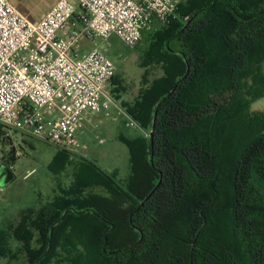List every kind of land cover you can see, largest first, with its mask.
Wrapping results in <instances>:
<instances>
[{
	"label": "trees",
	"instance_id": "16d2710c",
	"mask_svg": "<svg viewBox=\"0 0 264 264\" xmlns=\"http://www.w3.org/2000/svg\"><path fill=\"white\" fill-rule=\"evenodd\" d=\"M177 15L143 33L133 99L114 82L113 101L142 131L120 137L128 181L79 162L68 190L9 225L23 256L0 236V258L264 264V114L249 109L264 98V0H186Z\"/></svg>",
	"mask_w": 264,
	"mask_h": 264
},
{
	"label": "built area",
	"instance_id": "2783aa9c",
	"mask_svg": "<svg viewBox=\"0 0 264 264\" xmlns=\"http://www.w3.org/2000/svg\"><path fill=\"white\" fill-rule=\"evenodd\" d=\"M57 0L31 21L0 0V127L74 156L88 116H112L114 63L82 41L114 35L133 49L154 24L177 19L180 0ZM121 111L117 108L116 115ZM5 135H0V142ZM102 143V141H99Z\"/></svg>",
	"mask_w": 264,
	"mask_h": 264
},
{
	"label": "rangeland",
	"instance_id": "374dc122",
	"mask_svg": "<svg viewBox=\"0 0 264 264\" xmlns=\"http://www.w3.org/2000/svg\"><path fill=\"white\" fill-rule=\"evenodd\" d=\"M57 0H12L17 10L31 21L41 18ZM77 7L75 0H69ZM186 0H180L184 4ZM164 26L154 24L147 33L155 32ZM114 63L116 72L109 84L111 96L116 86V76L122 81L126 94L121 96L132 100L138 88L143 69L140 50L147 47L146 40L133 49L125 47L115 36L109 40H90ZM115 80V81H114ZM115 82V83H114ZM118 82V81H117ZM120 96V97H121ZM120 102V101H119ZM250 111L264 114V98L253 102ZM142 131L125 115L112 112L110 118L101 115L88 116L82 131L78 135L79 145L74 156L68 155L65 164L58 160L59 151L50 144L23 136L20 132L4 128V139L0 149L14 146L16 154L10 165L7 183L0 187V236L3 246L10 255L23 256L18 252L21 244L12 238L9 225H16L18 214L34 208L37 210L49 202L60 190H68L73 183L74 167L79 162H88L113 176L119 183H126L130 176L129 155L120 137L136 138ZM144 134V133H143ZM102 141L100 143L99 141ZM8 258H0V264H9ZM17 263L13 262L12 264Z\"/></svg>",
	"mask_w": 264,
	"mask_h": 264
},
{
	"label": "flooded vegetation",
	"instance_id": "af4514ba",
	"mask_svg": "<svg viewBox=\"0 0 264 264\" xmlns=\"http://www.w3.org/2000/svg\"><path fill=\"white\" fill-rule=\"evenodd\" d=\"M4 147L0 149V170H2L1 177L5 176L11 169V166L4 164L3 161L12 163L16 154V149L14 148V146H7L6 150L4 149Z\"/></svg>",
	"mask_w": 264,
	"mask_h": 264
},
{
	"label": "crops",
	"instance_id": "0c3cea01",
	"mask_svg": "<svg viewBox=\"0 0 264 264\" xmlns=\"http://www.w3.org/2000/svg\"><path fill=\"white\" fill-rule=\"evenodd\" d=\"M112 36H114V35H112ZM111 36V37H112ZM110 37V38H111ZM116 37V36H115ZM109 38V39H110ZM117 38V37H116ZM118 39V38H117ZM119 40V39H118ZM120 41V40H119ZM94 47H97L99 50H100V48L94 43V44H91V43H89V41H82V42H80V44L75 48L76 49V52H78L80 55H85V54H87V53H89ZM101 51V50H100ZM110 89V88H109ZM113 99V98H112ZM120 101H123V102H126L127 100H126V98H124V97H121V99H120ZM114 102V101H113ZM114 107L112 108V111L114 112V113H117V108H119L118 107V104H116L115 102H114ZM119 110L121 111V114L122 115H124L125 116V113L119 108ZM120 114V115H121ZM128 118V117H127ZM132 122V121H131ZM23 211V210H22ZM22 212H20V214H21ZM20 214H18V216H20ZM19 218V217H18Z\"/></svg>",
	"mask_w": 264,
	"mask_h": 264
},
{
	"label": "water",
	"instance_id": "95a60500",
	"mask_svg": "<svg viewBox=\"0 0 264 264\" xmlns=\"http://www.w3.org/2000/svg\"><path fill=\"white\" fill-rule=\"evenodd\" d=\"M155 121H156V113L154 114V119H153V125H152V129L149 133V137L152 139V136H153V131H154V126H155ZM1 174H2V170H0V187L4 186L7 181H8V172L5 176L1 177ZM159 185V183H158ZM157 185V186H158ZM156 186V188H157ZM155 191V189L149 194L148 198L153 194V192Z\"/></svg>",
	"mask_w": 264,
	"mask_h": 264
}]
</instances>
